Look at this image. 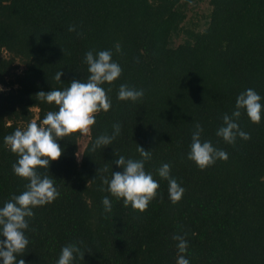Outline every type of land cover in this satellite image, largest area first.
I'll return each mask as SVG.
<instances>
[{"label":"trees","instance_id":"trees-1","mask_svg":"<svg viewBox=\"0 0 264 264\" xmlns=\"http://www.w3.org/2000/svg\"><path fill=\"white\" fill-rule=\"evenodd\" d=\"M204 1L211 7L206 27H184L189 7ZM89 50H112L122 68L104 85L112 106L96 115L79 160L81 135L59 141L63 152L48 174L60 195L34 209L25 264H56L68 244L84 252L74 264H176L174 234L188 241L190 264H264V117L254 124L242 112L247 141L228 145L216 136L241 92L253 88L264 97V0H0V85L7 88L0 92V205L26 183L14 175L17 157L3 138L57 110L36 94L85 80ZM59 70L62 83L54 79ZM121 84L143 89V97L119 100ZM117 122L116 139L93 151ZM197 122L202 140L226 151V161L201 170L187 158ZM137 146L152 151L145 171L159 182L143 213L101 184L121 171L114 164L120 155L140 158ZM163 163L185 189L175 204L157 175ZM106 195L110 213L101 203Z\"/></svg>","mask_w":264,"mask_h":264},{"label":"clouds","instance_id":"clouds-1","mask_svg":"<svg viewBox=\"0 0 264 264\" xmlns=\"http://www.w3.org/2000/svg\"><path fill=\"white\" fill-rule=\"evenodd\" d=\"M75 26L68 28L75 31ZM115 51L119 53L121 46L117 42ZM112 50H89L84 55V63L88 66V76L85 80L73 79L67 87L40 91L36 94L41 100L54 105L57 110L48 111L39 121L33 120L26 127H18L11 134L3 138L4 146L17 157L12 164L14 175L26 181L25 190L13 195L0 205V264H25L22 254L25 252L29 239L26 230L34 217V209L51 204L60 195L55 186V178L48 174V168L53 161H57L63 152L59 141L74 134L90 133L96 123L98 113H107L112 100L108 95L111 84L120 77L122 68L113 60ZM63 72L57 71L54 79L61 82ZM4 89L0 86V92ZM144 95L143 89L121 84L117 98L121 101L136 102ZM264 97L253 88L241 92L235 100L230 114L222 115V123L216 130V136L228 145H234L237 139L249 140L250 133L244 131L238 123L243 114L254 124L261 122L264 117ZM112 133L98 136L92 143V150L108 146L120 134L121 125L117 122L112 126ZM204 129L196 123L191 134L190 150L187 158L204 170L213 166L217 160L226 161L228 153L217 148L211 140H202ZM139 159L125 158L120 155L114 164L121 171L111 172V178L102 177L101 184L107 185L106 191L115 199L123 200L125 206L143 213L149 203L158 195L159 182L153 178L151 172L145 171V162L152 158V151L137 146ZM76 155V153L74 154ZM77 156V155H76ZM78 157V156H77ZM43 170V171H41ZM171 166L163 163L157 170V175L168 182L170 201L175 204L182 199L185 192L177 180L170 174ZM101 190H105L103 187ZM105 212L112 211V201L104 196L101 201ZM176 241V264H190L186 257L188 241L184 235L174 234ZM79 256L83 259L84 252L76 244H68L61 249L56 264H74Z\"/></svg>","mask_w":264,"mask_h":264},{"label":"rangeland","instance_id":"rangeland-1","mask_svg":"<svg viewBox=\"0 0 264 264\" xmlns=\"http://www.w3.org/2000/svg\"><path fill=\"white\" fill-rule=\"evenodd\" d=\"M211 11V7L207 2H198L193 5H191L188 9L186 19L184 21V27L191 28L195 30H202L206 27L207 22L209 20V14ZM184 40L183 35H180V37L174 39V43L180 44ZM4 56H7V54L4 53ZM16 64L18 65L16 73H20L23 69V66L17 61ZM1 86V85H0ZM3 87V86H2ZM4 90L7 88L3 87ZM34 120H36L34 118ZM89 138V133L82 134L79 141H78V160L81 157V153L83 151V148L85 147L87 141Z\"/></svg>","mask_w":264,"mask_h":264}]
</instances>
